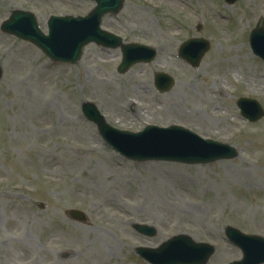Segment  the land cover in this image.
I'll return each mask as SVG.
<instances>
[{
  "label": "rangeland",
  "instance_id": "obj_1",
  "mask_svg": "<svg viewBox=\"0 0 264 264\" xmlns=\"http://www.w3.org/2000/svg\"><path fill=\"white\" fill-rule=\"evenodd\" d=\"M98 6L0 0V264H150L137 247L180 234L217 247L206 264L241 259L225 226L264 235V117L244 120L236 104L246 96L264 108V61L249 43L264 0H124L103 29L158 49L124 73L118 47L89 42L76 63H57L1 30L12 11L32 12L47 34L51 16ZM194 37L211 43L197 69L175 56ZM157 72L172 74L169 91L155 88ZM87 101L119 129L182 124L238 154L207 164L127 160L84 116ZM72 208L86 221L72 220ZM142 223L156 235L140 234Z\"/></svg>",
  "mask_w": 264,
  "mask_h": 264
},
{
  "label": "water",
  "instance_id": "obj_2",
  "mask_svg": "<svg viewBox=\"0 0 264 264\" xmlns=\"http://www.w3.org/2000/svg\"><path fill=\"white\" fill-rule=\"evenodd\" d=\"M98 3V9L87 18L53 17L49 22L50 35H44L40 31L33 14H29L28 12L27 14L24 11H14L12 18L3 25V28L33 41L53 58L77 61L83 47L88 42L95 40L112 46L117 44L111 41L110 37H106L99 31V23L103 14L108 10L115 9L117 11L120 9L122 0H98ZM251 40L255 51L264 57V46L260 45V43H263L261 40H264L263 20L260 21L257 30L252 34ZM195 42L191 41L187 44L190 47H197L198 45L196 51H193V56L195 57H190L185 53L183 55L196 66L204 53L210 48V44L205 40H200V44ZM125 47L126 58L122 68H126V66H130L139 60H149L148 58L128 60L126 51L129 46ZM84 110L92 120L98 123L107 142L123 154L134 159H168L191 163L235 155L234 152L220 154V145L203 141L182 127H173L171 129L151 127L146 128L144 132L135 134L110 127L104 121L98 109L92 104H85ZM259 111L262 114L261 110ZM261 114L249 116L252 120H256ZM232 150L235 151L234 149ZM71 214L77 218H84L82 213L75 210L71 211ZM138 229L149 235H153L156 232L153 227L142 225L138 226ZM188 247L203 250L204 257L199 260L190 259L188 253L185 252V250H189L187 249ZM254 248L257 249L256 246ZM168 250H171L173 256H175L173 261L165 259L164 254ZM213 250V247L207 244H196L190 237L181 235L169 240L158 249L141 248L138 251L142 256L155 264H205L208 257L213 253ZM256 263L257 261H254L253 264Z\"/></svg>",
  "mask_w": 264,
  "mask_h": 264
}]
</instances>
